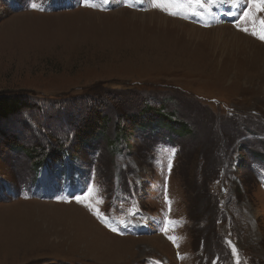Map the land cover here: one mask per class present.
Here are the masks:
<instances>
[{
  "label": "rangeland",
  "instance_id": "rangeland-1",
  "mask_svg": "<svg viewBox=\"0 0 264 264\" xmlns=\"http://www.w3.org/2000/svg\"><path fill=\"white\" fill-rule=\"evenodd\" d=\"M152 3L0 0V264H264V11Z\"/></svg>",
  "mask_w": 264,
  "mask_h": 264
},
{
  "label": "snow or ice",
  "instance_id": "snow-or-ice-1",
  "mask_svg": "<svg viewBox=\"0 0 264 264\" xmlns=\"http://www.w3.org/2000/svg\"><path fill=\"white\" fill-rule=\"evenodd\" d=\"M222 3L235 4L236 0H153L152 6L162 9L170 15H180L182 18H186L187 15L199 16L203 13L211 14V8L213 5ZM253 6L257 8L258 11H264V0H253ZM32 7H36V5L33 3ZM250 19L253 23L251 34L257 36V38L261 40H264V20L259 21V30L257 31L255 27L256 20L251 14V11L244 12L242 20L248 21ZM241 30L245 32L249 31L247 27H243ZM76 199L77 202H84L79 197ZM233 251L235 252L236 250L233 249Z\"/></svg>",
  "mask_w": 264,
  "mask_h": 264
},
{
  "label": "trees",
  "instance_id": "trees-1",
  "mask_svg": "<svg viewBox=\"0 0 264 264\" xmlns=\"http://www.w3.org/2000/svg\"><path fill=\"white\" fill-rule=\"evenodd\" d=\"M28 105H29V103L25 98L9 97V96L5 97L2 95V96H0V119H6V118H9L13 115L21 113L26 107H28ZM97 113H99V114H97L94 117L89 115L84 120H83V118H84L83 117L81 119V121L83 120V127H86L87 129L92 130L94 128V126L96 125V123H95L96 119H99V118L103 119L102 122H104V124H106V126H107V123H109V117L107 116V118L104 119V116L101 114V112H97ZM160 114L156 113V116H159V117L162 116ZM168 118L169 117H166V118L162 117L161 120L168 119ZM169 119L172 120L171 118H169ZM54 155L62 157V154H60V152H55ZM56 160H59V157L56 158Z\"/></svg>",
  "mask_w": 264,
  "mask_h": 264
},
{
  "label": "bare ground",
  "instance_id": "bare-ground-1",
  "mask_svg": "<svg viewBox=\"0 0 264 264\" xmlns=\"http://www.w3.org/2000/svg\"><path fill=\"white\" fill-rule=\"evenodd\" d=\"M157 13V12H156ZM162 15H160V17H161ZM161 18H163L164 19V17H161ZM173 21H175V22H178V23H180V24H182L183 26H186V27H188V29L191 31V32H195L196 30H205V29H202V28H199V27H197V26H195V25H193V24H189V23H186V22H184V21H181V20H176V19H172ZM221 28H225V27H221ZM220 28V29H221ZM55 208V207H54ZM53 208V209H54ZM52 209V211L54 212V213H56V214H58V215H65V214H70V215H73L75 218H77V216L76 215H74V213L72 214V212H66L65 210H53ZM59 209V208H58ZM69 209V208H68ZM70 210V209H69ZM76 212V211H75ZM63 213V214H62ZM78 213V212H77ZM80 217H81V220H80V224L83 226V229L84 230H86V232L87 231H89L88 233H90V235L89 236H91L92 234H96V231L95 230H99L97 227L95 228L94 226H93V224H92V222L87 218V217H85V215L83 216V215H80ZM63 218V217H62ZM54 220V219H53ZM66 220V219H65ZM67 221V220H66ZM70 221V220H69ZM72 222V221H71ZM74 222H75V220H74ZM91 222V223H90ZM57 223V222H56ZM55 223V224H56ZM67 223V222H66ZM69 223V222H68ZM53 225V224H52ZM72 225V224H71ZM100 231V230H99ZM84 232V231H83ZM92 233V234H91ZM123 240H129V239H123ZM124 241V242H125ZM112 245V247H114V248H118V250H122V249H124L125 247H124V244L122 243L123 241H119V242H117V244H116V242H115V240L114 241H109ZM110 243H109V245H110Z\"/></svg>",
  "mask_w": 264,
  "mask_h": 264
}]
</instances>
